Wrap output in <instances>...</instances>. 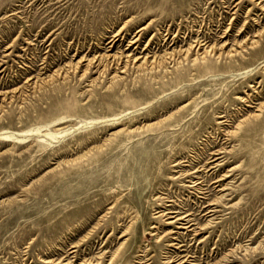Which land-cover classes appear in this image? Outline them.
<instances>
[{
	"label": "rangeland",
	"instance_id": "rangeland-1",
	"mask_svg": "<svg viewBox=\"0 0 264 264\" xmlns=\"http://www.w3.org/2000/svg\"><path fill=\"white\" fill-rule=\"evenodd\" d=\"M263 7L0 0V264H264Z\"/></svg>",
	"mask_w": 264,
	"mask_h": 264
},
{
	"label": "bare ground",
	"instance_id": "bare-ground-1",
	"mask_svg": "<svg viewBox=\"0 0 264 264\" xmlns=\"http://www.w3.org/2000/svg\"><path fill=\"white\" fill-rule=\"evenodd\" d=\"M264 8V7H263ZM256 43V42H255ZM207 51H209V50H207ZM213 51V50H212ZM199 52V51H198ZM196 53V52H195ZM143 59V58H142ZM145 59V58H144ZM198 59V58H197ZM148 61V60H147ZM127 66V65H126ZM70 75V74H69ZM39 81V80H38ZM30 85H31V83H30ZM32 86V85H31ZM206 210V209H205ZM189 226V225H188ZM114 258V257H113Z\"/></svg>",
	"mask_w": 264,
	"mask_h": 264
}]
</instances>
